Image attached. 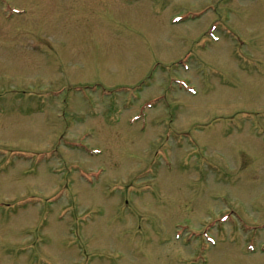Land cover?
I'll return each mask as SVG.
<instances>
[{
    "label": "rangeland",
    "instance_id": "obj_1",
    "mask_svg": "<svg viewBox=\"0 0 264 264\" xmlns=\"http://www.w3.org/2000/svg\"><path fill=\"white\" fill-rule=\"evenodd\" d=\"M0 264H264V0H0Z\"/></svg>",
    "mask_w": 264,
    "mask_h": 264
}]
</instances>
